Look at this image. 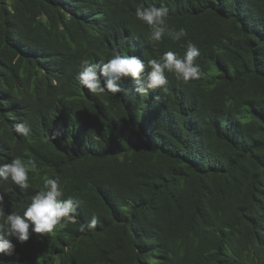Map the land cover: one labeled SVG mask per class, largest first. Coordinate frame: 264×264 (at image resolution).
I'll return each mask as SVG.
<instances>
[{
    "label": "trees",
    "instance_id": "obj_1",
    "mask_svg": "<svg viewBox=\"0 0 264 264\" xmlns=\"http://www.w3.org/2000/svg\"><path fill=\"white\" fill-rule=\"evenodd\" d=\"M152 3L187 36L151 41L135 10ZM189 42L202 74L166 72L167 91L78 82L82 60L119 52L147 72ZM15 157L37 171L27 189L0 181L5 215L48 177L80 206L52 233L11 237L0 264H264V0H0V160Z\"/></svg>",
    "mask_w": 264,
    "mask_h": 264
},
{
    "label": "clouds",
    "instance_id": "obj_2",
    "mask_svg": "<svg viewBox=\"0 0 264 264\" xmlns=\"http://www.w3.org/2000/svg\"><path fill=\"white\" fill-rule=\"evenodd\" d=\"M135 14L138 20L149 26L151 41L159 42L165 35L173 41H180L187 36L183 27L176 30L168 26L166 18L169 9L163 4L159 7L154 3L147 7H137ZM199 55L200 50L189 42L182 57L174 51H167L161 57L148 61L147 67L150 70L146 72V64L141 59L117 52L106 63L82 60L77 79L86 90L94 94H103L105 91L117 94L126 91L121 81L128 77L136 82V90L141 94L146 95L148 90L158 88L167 91L166 72L185 82L200 78L201 68L196 63ZM14 130L25 138L31 135V126L26 121L16 123ZM36 171L37 163L32 158L24 160L15 157L9 162L0 160V181L10 180L20 189L29 188V173ZM63 197L64 190L58 177L44 180L43 187L32 195L22 214L10 212L5 215L4 196L0 195V254L12 256L16 246L11 237H15L20 243L28 241L30 227L32 233L49 234L57 226L65 227L68 222H74L79 202L71 196L66 199ZM98 222L99 218L93 215L88 223L81 225V230L95 229Z\"/></svg>",
    "mask_w": 264,
    "mask_h": 264
}]
</instances>
